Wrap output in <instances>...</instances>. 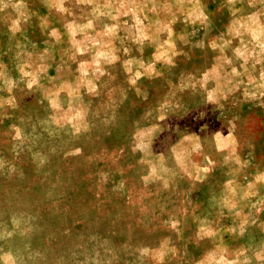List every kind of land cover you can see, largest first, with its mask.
<instances>
[{
    "label": "rangeland",
    "instance_id": "rangeland-1",
    "mask_svg": "<svg viewBox=\"0 0 264 264\" xmlns=\"http://www.w3.org/2000/svg\"><path fill=\"white\" fill-rule=\"evenodd\" d=\"M0 264H264V0H0Z\"/></svg>",
    "mask_w": 264,
    "mask_h": 264
}]
</instances>
